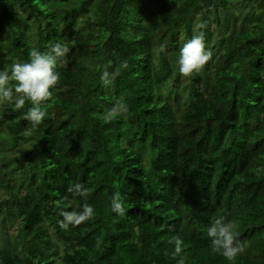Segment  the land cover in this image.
I'll return each mask as SVG.
<instances>
[{"label":"trees","instance_id":"1","mask_svg":"<svg viewBox=\"0 0 264 264\" xmlns=\"http://www.w3.org/2000/svg\"><path fill=\"white\" fill-rule=\"evenodd\" d=\"M194 29L212 57L183 77ZM56 43L69 52L43 123L23 119L30 101L0 104V264H177L173 237L185 264H264V0H0V70ZM106 67L120 73L108 86ZM121 99L128 111L106 119ZM153 152L169 159L148 171ZM84 203L95 217L62 229ZM220 217L238 225L235 261L212 251Z\"/></svg>","mask_w":264,"mask_h":264},{"label":"clouds","instance_id":"2","mask_svg":"<svg viewBox=\"0 0 264 264\" xmlns=\"http://www.w3.org/2000/svg\"><path fill=\"white\" fill-rule=\"evenodd\" d=\"M204 28V24L198 25ZM163 50V46L161 47ZM69 49L66 44L56 43L47 51H40L32 48L29 51V61H14L10 70H0V104L4 102L12 103L17 110L24 108L26 102L30 101L31 106L24 113L23 119L29 122L30 128H38L48 115L42 105L53 98V91L61 80L60 73L57 71L58 65L63 62ZM212 57V52L206 49L205 33L200 31L198 34L194 29V34L180 49L178 60L179 72L183 77H191L194 73L203 70L204 66ZM127 62L121 65V68H127ZM120 73H109L107 67L100 76L105 86L112 83ZM15 82L14 84L12 82ZM128 111L126 103L121 99L117 104L106 113V119H113ZM47 160V158H43ZM151 165V163H150ZM36 184L35 186H37ZM70 193L87 197L89 189L84 188L82 184L76 183L68 188ZM55 200L49 194L45 195V202L49 203ZM55 204V202H53ZM112 211L119 215H124L123 203L119 192L113 194L111 198ZM60 215L63 217L59 221L60 227L67 230L69 226L77 227L84 222L95 217L94 207L84 203L80 211L62 210ZM238 225L235 221L225 222L223 217L216 218L211 227L208 228L207 235L211 239V247L214 253L222 255L228 261H235L238 256L245 252V246L237 239ZM39 234V233H37ZM175 245L172 253L173 258L179 257L177 264H185L184 259V241L179 237H173L168 241ZM30 242L27 243V251Z\"/></svg>","mask_w":264,"mask_h":264},{"label":"rangeland","instance_id":"3","mask_svg":"<svg viewBox=\"0 0 264 264\" xmlns=\"http://www.w3.org/2000/svg\"><path fill=\"white\" fill-rule=\"evenodd\" d=\"M225 30L226 29H225L224 26H219V28H218L217 31H219V33H224ZM22 146H23V141H22V139H20L19 140V148H18V151L19 152L21 151L20 149H21ZM112 153H113V156L116 155L115 152H112ZM160 157H161V153L160 152L150 153V162H151V164L156 165L159 162ZM40 160L42 162V165L40 166L38 173H39V177L42 178L43 176H45L47 174V169H48L49 166L45 163V161L43 160V158L40 157ZM72 164L74 165V162L73 161H72ZM55 167L57 169V175H59V176H61V177L64 178V171L59 168L58 161L55 164ZM60 186L62 187L63 184L61 183ZM62 190H63V188H62ZM39 232H41V230ZM36 236L41 237V238H44V239H47V240H50V241H53V242H56V243H59L60 242V240L54 239V235L53 234L45 235L43 233H39V234H36ZM67 263H68V261H66V264Z\"/></svg>","mask_w":264,"mask_h":264},{"label":"bare ground","instance_id":"4","mask_svg":"<svg viewBox=\"0 0 264 264\" xmlns=\"http://www.w3.org/2000/svg\"><path fill=\"white\" fill-rule=\"evenodd\" d=\"M95 30L92 29V32H94ZM169 159V155L164 152L161 157H160V161L158 163V165H162V164H165L167 162V160ZM27 192L31 193V190H28ZM57 250H59V248H57Z\"/></svg>","mask_w":264,"mask_h":264},{"label":"water","instance_id":"5","mask_svg":"<svg viewBox=\"0 0 264 264\" xmlns=\"http://www.w3.org/2000/svg\"><path fill=\"white\" fill-rule=\"evenodd\" d=\"M150 168H151V165H150V167H149L148 171L150 170Z\"/></svg>","mask_w":264,"mask_h":264}]
</instances>
